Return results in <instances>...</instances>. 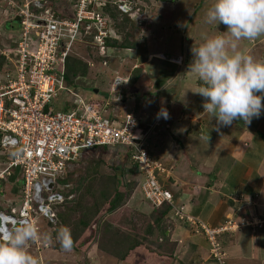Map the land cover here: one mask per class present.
Instances as JSON below:
<instances>
[{
  "label": "rangeland",
  "instance_id": "rangeland-1",
  "mask_svg": "<svg viewBox=\"0 0 264 264\" xmlns=\"http://www.w3.org/2000/svg\"><path fill=\"white\" fill-rule=\"evenodd\" d=\"M67 1L72 0H57L56 3L62 10ZM129 1L130 11L137 10L132 16L137 17L135 20L141 26L136 32L137 51L134 55L115 51L108 63L96 66L86 58V45L77 48L76 43L72 52L88 62L90 71L76 88H71L73 95H61H66L64 99L70 103H77V93L88 100H108L107 117L124 112L135 114L138 129H142L138 137L141 135L147 146L150 160L163 169L162 172L155 171L158 186L168 191L172 200L164 203L165 199L159 194L146 196L144 189L150 186H143L139 175H127L132 169L130 160L126 159L131 154L129 147L118 145L108 153L87 155L74 169V186L87 184L82 181L91 176L97 186L106 179L105 185L116 187L115 177L118 176V192L130 199L127 202L125 199L112 214L107 213L109 205L104 203L101 212L87 222L89 228L84 237L77 240L78 250L59 248L60 239L41 219L37 239L27 243V251L38 264H232L231 251L241 230L264 228V214L260 212L264 207L261 190L264 184L261 170L264 168V112L260 117L252 118L251 123L234 120L230 125H220L217 130L215 118L202 107L204 98L197 92L203 82L195 73L189 72L193 59L191 49L218 35L233 41L224 33L227 26L208 22L207 12L214 0ZM43 2V9L56 7L53 0ZM16 5L11 0H0L2 52H6L12 43L17 44L12 39L18 35L11 36L10 25H5L12 16L8 10ZM2 8L6 12L3 13ZM133 29L129 25L124 35L133 33ZM234 42L245 55L264 61V35ZM187 58L188 68L184 67ZM137 75L143 77V82L131 84V79ZM117 78L129 83V89L123 83L112 93L113 81ZM1 81L5 80L0 73ZM149 94L151 96L144 101L137 99ZM157 94L161 98L156 97ZM123 96L127 98L126 102ZM161 108L167 109L168 119L157 118ZM10 155L0 149V172L7 167V156ZM98 162H101L99 166ZM142 176L145 179V175ZM10 187L0 181V191L7 192L0 196V207L5 211L12 208L19 211L22 195L15 189L9 192ZM149 199L164 204L154 206ZM153 207L162 208L160 213H165V217L156 222L154 234L144 245L131 249L122 261L119 256L129 245L127 240L133 239L132 234L143 235L148 224L157 221ZM77 215L72 214L68 222L64 219L69 224L61 230L74 228ZM199 223L207 228L224 230L215 235L216 246L202 234ZM249 240V245L242 248L241 256L244 253L252 261H262L264 257L259 258L264 255L261 242L256 246L254 238ZM120 243L122 248L116 250ZM217 258L222 261L213 263Z\"/></svg>",
  "mask_w": 264,
  "mask_h": 264
},
{
  "label": "built area",
  "instance_id": "built-area-1",
  "mask_svg": "<svg viewBox=\"0 0 264 264\" xmlns=\"http://www.w3.org/2000/svg\"><path fill=\"white\" fill-rule=\"evenodd\" d=\"M43 1L25 0L16 5L24 17L22 30L13 39L17 44L12 43L6 52L0 51V64L7 67L1 72L5 81L0 82V149L11 153L7 167L0 172V181L9 180L16 170L24 178L21 209L0 212L1 240L21 224L30 223L37 232L41 219L55 224V206L65 201L56 192V178L81 159L86 150L102 146L129 147L132 160L145 175L143 186H150L144 189L145 195L159 194L164 203L172 200L170 193L158 186L155 171L163 169L150 160L147 146L141 135L138 137L142 129H138L135 114L124 112L110 119L106 115L108 100L98 108L92 104L95 98L88 100L79 94L73 105L56 104L62 93L74 94L66 84V60L82 36L85 22H94L98 28L95 38L101 51H106L105 40L111 32L107 20L99 14L101 0H80L73 20L59 17L50 8L43 9ZM118 4L124 12H130L125 1ZM32 7L45 11L38 14ZM123 83L127 82L121 78L113 81L112 93ZM150 201L154 206L164 204ZM204 229L209 242L216 246L215 235L224 230Z\"/></svg>",
  "mask_w": 264,
  "mask_h": 264
},
{
  "label": "trees",
  "instance_id": "trees-1",
  "mask_svg": "<svg viewBox=\"0 0 264 264\" xmlns=\"http://www.w3.org/2000/svg\"><path fill=\"white\" fill-rule=\"evenodd\" d=\"M11 1L16 2L17 5H20L25 2V0H11ZM53 1L56 7H53L52 11L57 13L59 17L70 19V20H73L75 18L76 7L78 6L80 0L67 1L66 2L67 5H65V9H62V10L61 8L58 7L56 3L57 0H53ZM117 1L116 0H101V4L98 6L99 14L101 15V17L107 20L108 26H109L108 32H111V37L105 40L106 51L105 52L101 51V45L95 38L96 35L98 34V28L94 25V22H91V23L85 22L82 25V28H81L82 36L74 44L75 46L77 43V48L85 44L87 47V52H88V56H86V58L94 62L96 66L100 65L101 63H105V64L108 63L109 59L112 57V55H114L115 51L122 50V51H126L133 55H134V51H137V47L139 43L137 40L136 32L141 29V26L139 25V22L135 20V18L137 17L132 16L136 13L137 10L134 11L133 9L130 12H124L123 10L120 9L121 4H118ZM146 1H148L149 3L150 0H146ZM125 3L128 4L130 3V1L126 0ZM48 8L50 7L48 6ZM50 9H52V7ZM1 11L2 12L4 11L3 8L1 9ZM8 11H10L12 16L8 17L9 19L7 20L5 25L6 26L10 25L9 30L11 31L10 33L11 36L12 35L14 36L16 34L19 35L22 30V23L24 20V17L20 16L21 10L17 8L16 6H12L11 10H8ZM32 11L40 14V13H44L45 10L39 11L36 8L32 7ZM159 18H162L161 15L159 16ZM14 21L16 23H14ZM14 25H17L18 28L15 27ZM129 25L131 26V28L132 27L134 28L132 31L133 33L129 35L128 34L124 35V30ZM12 31L13 33L14 32L15 33L13 34ZM89 31L90 33L88 34ZM74 53L72 52L66 60L65 79H66L67 87L70 90L73 87L76 88L78 86V82L81 79H85L90 71V68H89L90 66L88 62L80 57L78 58L77 57L78 55H75ZM188 63H189V60L187 58L185 60L184 67L188 68ZM6 68L7 67L4 66V63H1L0 73L2 71L4 72ZM142 78H143L142 76L140 77L138 75L135 76L134 78L131 79L132 81L131 84L135 83V85H138L140 82H143ZM128 84L129 83H126L125 85L127 89H129L127 86ZM149 96H151V94H149L148 96L142 95L140 98H137V99L144 101ZM64 97H66V95L61 96L60 100L62 101H60L58 106L62 107L66 103L68 105H73V103H70L69 101H67V99H64ZM156 97L161 98L159 94H157ZM123 99L125 102L127 101V98H125V96H123ZM58 101H59V98L57 99V102ZM98 101L99 99H96V101H92V104L98 108L102 107L105 104L104 101H99V102ZM109 118L112 119L111 116ZM113 148L114 147L102 146L97 149L86 150L83 153V157L81 159H79L75 163L70 164V166H67L64 173H62L56 178V192L63 195L65 198V201L55 206L56 223L55 224L50 223V222H46V223L48 225V228L53 230V234L55 236L60 237L62 233H66L70 236V239H66L64 241L66 244L70 246L69 249L78 250L77 240H80L82 237H84L85 231L89 228V225L87 224V222L91 218L95 217L99 212H101L100 210L103 208L102 205L104 203L109 205L107 213L112 214L113 212H115L116 210L120 208V206L125 201V199H126L125 202H127V200L130 199V196L127 197V196H124L125 194L118 192L119 190L118 187L120 186V183L118 182L119 180L118 176L115 177L117 181L116 187L113 186L112 184L105 185L106 179H104L103 181L104 183H102V185L99 184L97 186V184L94 183V180H93L94 177L92 178L91 176L87 177L86 179L82 181V183L87 182V184L84 183L80 186H74V180H73V173L75 172L74 169L77 167L78 164L82 163L84 157L90 154H95V153H98V154L108 153L111 150H114ZM126 159L130 160L132 164L131 166L132 169L127 171V175L129 176L139 175L140 176L139 180H141V184H142V181L144 182L145 179L142 176L143 174H142L139 164L132 160L131 154L126 156ZM99 163L101 162L97 163L98 166H99ZM95 175H98V173H96ZM23 180L24 178H23V174L21 173V171L16 170L15 173L9 178V180L7 181L2 180V183H4L5 185L9 184L11 186L10 191H14L15 189V191L20 193L22 185H23ZM95 187H98V188L94 190ZM104 190H106L109 195H107ZM5 194H7L6 191H3V190L0 191V196H3ZM161 210L162 208L153 207V211L157 215V219H156L157 221L152 222L153 223L152 225L148 224V226L144 230L143 235H139L136 232L132 234L134 236L132 240H127L130 246L128 245L124 251V254H121V256H119L122 259V261H124V259L126 260V255L130 253L131 249L144 245L147 238L154 234V229L158 225L156 222H159V220L165 217V213L164 214L160 213ZM0 212L10 213L11 209L10 210L8 209L7 211H5L3 208L0 207ZM72 214H76V215L78 214L77 222L74 228L68 227L67 230L62 231L61 230L62 227L68 226L69 223H66V222H68L71 219L70 217ZM64 219H66V222L64 221ZM97 238H98V234L96 235L95 239ZM59 248L64 249V247H62L61 245V242L59 244ZM115 248L116 250H120V248H122L121 243L119 246H116ZM214 260L215 261H213V263H217V259H214Z\"/></svg>",
  "mask_w": 264,
  "mask_h": 264
},
{
  "label": "clouds",
  "instance_id": "clouds-1",
  "mask_svg": "<svg viewBox=\"0 0 264 264\" xmlns=\"http://www.w3.org/2000/svg\"><path fill=\"white\" fill-rule=\"evenodd\" d=\"M207 19L209 23L227 26L224 33L233 41L218 35L191 49L193 59L189 72L203 82L197 92L204 98L202 107L215 118L217 130L220 125H230L234 120L251 123L252 118L264 112V61L245 55L234 41L264 35V0H214ZM157 118L168 119L167 109L161 108ZM199 225L208 240L202 228L205 225ZM37 236L36 228L30 223L12 229L0 240V264H38L26 248ZM58 238L68 250L70 246L64 241L70 236L62 233Z\"/></svg>",
  "mask_w": 264,
  "mask_h": 264
},
{
  "label": "crops",
  "instance_id": "crops-1",
  "mask_svg": "<svg viewBox=\"0 0 264 264\" xmlns=\"http://www.w3.org/2000/svg\"><path fill=\"white\" fill-rule=\"evenodd\" d=\"M111 117H112V119H114L115 115L112 114ZM261 170H262V177H264L263 176L264 168L261 167ZM261 190H262V195L264 196V184H263V187L261 188ZM262 203H263L262 206H264L263 200H262ZM261 211H263V214H264V207H262V209H260V212ZM256 212H257V209H256ZM247 228H249V227H247ZM247 228H244L243 230H241V233L235 239V240H237V243H235V246H234L233 250L231 251V255H232L231 262H232V264H247V263L264 264V259L262 261L253 259V261H252L251 258L244 255V253H243V257L241 256V252L243 251L242 248L245 249L246 246L249 245L248 241H247V239H249V238H250L249 241H251V238H254V243L256 244V246L258 243L260 244V242H261L262 246H260V247L262 249H264V228L257 229L255 231L254 230L251 231ZM246 233L248 235H246ZM263 257H264V255L262 254V257H259V258H263Z\"/></svg>",
  "mask_w": 264,
  "mask_h": 264
}]
</instances>
